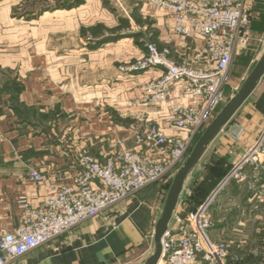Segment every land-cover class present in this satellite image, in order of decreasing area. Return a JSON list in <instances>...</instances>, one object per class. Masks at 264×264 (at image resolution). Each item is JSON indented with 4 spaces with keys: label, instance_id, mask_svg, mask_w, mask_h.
<instances>
[{
    "label": "crops",
    "instance_id": "0c3cea01",
    "mask_svg": "<svg viewBox=\"0 0 264 264\" xmlns=\"http://www.w3.org/2000/svg\"><path fill=\"white\" fill-rule=\"evenodd\" d=\"M85 3L39 14L32 52L0 46V234L18 226L21 200L37 207L49 190L72 183L77 173L71 167L76 151L85 150L103 161L119 151L117 140L125 139L124 145L130 148L133 143L125 132L131 124L130 116L149 113L136 100L142 84L159 72L119 75L120 65L133 63L143 55V45L125 34L116 21L111 36L107 34L110 27L104 25L105 32L100 35L92 32L86 36L82 30L77 35L74 16L86 7ZM143 10L146 14L139 13L147 15L149 25L158 31L160 48L169 40L175 46L184 45L172 34L171 20L165 14L149 7ZM48 21L54 22L51 31L45 27ZM71 29L75 34L67 33ZM260 36L264 39V23L259 27L253 24L252 37ZM145 38L150 42V36ZM186 44L191 45V41ZM262 48L252 44L249 54L235 58L225 88L228 96L247 76L249 64L258 59ZM246 55L249 62L241 65L239 58ZM262 98L264 78L208 147L187 181L173 216L195 212L212 197L208 235L212 241L228 242L226 264H264V201L252 199L248 187L253 167L243 166L242 182L230 179L221 186L263 132ZM154 121L164 126L160 119L154 117ZM245 134L249 135L247 139L253 138L248 147L237 142ZM32 170L43 176L41 185L31 181ZM259 176L264 181V172ZM165 192L161 184L147 186L104 216L8 264H142L153 250L154 225ZM111 219L117 228L111 226Z\"/></svg>",
    "mask_w": 264,
    "mask_h": 264
},
{
    "label": "built area",
    "instance_id": "2783aa9c",
    "mask_svg": "<svg viewBox=\"0 0 264 264\" xmlns=\"http://www.w3.org/2000/svg\"><path fill=\"white\" fill-rule=\"evenodd\" d=\"M133 1L165 14L171 20L172 34L184 45L175 46L169 40L158 48L147 40L139 59L118 67L122 76L159 72L142 84L136 100L149 113L130 116L125 132L133 145L127 148L125 139L117 140L119 151L103 161L78 150L71 163L77 173L70 185L49 190L37 207L21 200L18 226L0 234V264H8L104 216L147 186L170 184L198 136L238 90L233 88L229 96L225 93L235 58L247 53L252 44L264 46L262 36L252 37L258 0ZM244 165L254 170L248 182L252 199L264 201V181L259 176L264 172V130L221 186L230 179L242 182ZM30 179L37 185L44 180L37 170L30 172ZM211 201L212 197L195 212L173 217L157 264H226L228 242L212 241L208 235ZM110 222L117 228L112 219Z\"/></svg>",
    "mask_w": 264,
    "mask_h": 264
},
{
    "label": "rangeland",
    "instance_id": "374dc122",
    "mask_svg": "<svg viewBox=\"0 0 264 264\" xmlns=\"http://www.w3.org/2000/svg\"><path fill=\"white\" fill-rule=\"evenodd\" d=\"M36 1L37 0H0V36H2V38H0V46L2 45L3 48L10 49L12 51L28 49L29 52H32L35 50L34 46H36V40L38 37L37 32H39L37 31L35 19L39 14H41L38 12L43 8H51L60 4L62 0ZM85 1L86 3L84 5H86V7L75 13V18L73 17L77 20V26L73 28V30L76 28L77 35H81L82 33L89 36L92 32L100 35L105 32L104 26H108L110 29L107 30V34L111 36L115 33V29L112 28L115 24L114 21H116L117 25H121L119 28L125 32V34L128 36H134V40L140 43V47H142L144 41L148 40L145 36H150V41L155 43L156 46L160 48L159 45L162 43L158 40V31L154 26L151 24L149 25V21L151 19H149L147 15L139 13L145 12L143 10V6H141L138 2L133 0ZM254 13L258 14V17L254 22V26H262L264 23V0H258L256 2ZM53 24L54 22L48 21L46 22L45 27L51 31L54 26ZM67 25L68 23L66 22V27ZM69 27L72 28L71 26ZM80 30H82L81 33ZM70 31L72 34H75L72 29L67 31V33ZM84 43L86 44L87 42ZM133 44L135 45V43ZM77 45L79 46L81 44L78 42ZM257 52L258 50L252 54H256ZM255 62L256 59L252 60L251 64H249L250 66L247 70L248 73L253 68ZM260 92L261 89L258 94ZM258 94L252 98V101ZM248 136L249 135L246 134L243 135L237 142L244 144L245 147H248L249 142L253 141L251 136L247 139Z\"/></svg>",
    "mask_w": 264,
    "mask_h": 264
},
{
    "label": "water",
    "instance_id": "95a60500",
    "mask_svg": "<svg viewBox=\"0 0 264 264\" xmlns=\"http://www.w3.org/2000/svg\"><path fill=\"white\" fill-rule=\"evenodd\" d=\"M264 78V46L253 68L238 90L221 107L213 120L194 142L188 156L178 168L165 192L162 206L154 225L153 250L142 264H157L162 254V239L173 219L185 185L211 143L230 123L246 101L254 94Z\"/></svg>",
    "mask_w": 264,
    "mask_h": 264
},
{
    "label": "trees",
    "instance_id": "16d2710c",
    "mask_svg": "<svg viewBox=\"0 0 264 264\" xmlns=\"http://www.w3.org/2000/svg\"><path fill=\"white\" fill-rule=\"evenodd\" d=\"M37 1L40 2L41 0H37ZM83 1L84 0H71V1L70 0H62V2L60 4H57L56 6H53L51 8H43L38 13H42L44 11H49V10H52V9H57L58 7L59 8H72L74 6H78V5L82 4ZM25 18L28 19L27 17H25ZM248 62H249V56L248 55L242 56V57L239 58V63H241V65H247ZM14 89L17 92V89L16 88H14ZM262 100H263V98H262ZM168 187H169V184L165 185L166 190L168 189ZM193 212H194V210H193Z\"/></svg>",
    "mask_w": 264,
    "mask_h": 264
}]
</instances>
